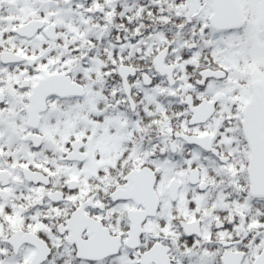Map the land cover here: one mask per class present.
Segmentation results:
<instances>
[{
	"label": "snow or ice",
	"instance_id": "snow-or-ice-1",
	"mask_svg": "<svg viewBox=\"0 0 264 264\" xmlns=\"http://www.w3.org/2000/svg\"><path fill=\"white\" fill-rule=\"evenodd\" d=\"M0 264H264V0H0Z\"/></svg>",
	"mask_w": 264,
	"mask_h": 264
}]
</instances>
